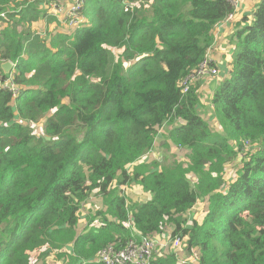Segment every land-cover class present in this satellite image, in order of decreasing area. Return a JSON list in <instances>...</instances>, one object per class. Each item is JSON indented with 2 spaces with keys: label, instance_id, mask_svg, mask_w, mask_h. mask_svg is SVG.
<instances>
[{
  "label": "trees",
  "instance_id": "1",
  "mask_svg": "<svg viewBox=\"0 0 264 264\" xmlns=\"http://www.w3.org/2000/svg\"><path fill=\"white\" fill-rule=\"evenodd\" d=\"M51 1L0 0V60L17 87L0 71V264H103L104 248L154 236L167 244L154 264H264V0L235 22L230 61L209 60L217 74L186 92L230 0H83L84 21L61 32ZM205 81L218 129L200 111ZM158 136L184 156L143 160ZM130 184L149 198L132 200ZM92 195L104 207L79 231Z\"/></svg>",
  "mask_w": 264,
  "mask_h": 264
},
{
  "label": "built area",
  "instance_id": "2",
  "mask_svg": "<svg viewBox=\"0 0 264 264\" xmlns=\"http://www.w3.org/2000/svg\"><path fill=\"white\" fill-rule=\"evenodd\" d=\"M230 1L234 10H236L238 8L237 1ZM82 3L83 0H70L66 4L51 1L46 5V9L48 8L47 12L53 14L65 27L73 28L83 22ZM126 9L127 7L125 6ZM232 17L233 13H230L227 18L231 19ZM208 61V58L205 57L198 68L183 79L181 82L182 92H186L189 83L197 80L202 75L217 74L216 70H212L209 67ZM2 85L8 87L12 93H16L17 91V87L9 79L4 80ZM179 243V238H174L170 247L176 249ZM166 246V243L161 245L156 239L142 237L140 242L129 240L127 246L122 250H116L111 246L104 248L98 255V261H101L103 264H154L152 260L163 256L164 254L161 251L165 250ZM190 263H195L194 258L190 259Z\"/></svg>",
  "mask_w": 264,
  "mask_h": 264
},
{
  "label": "rangeland",
  "instance_id": "3",
  "mask_svg": "<svg viewBox=\"0 0 264 264\" xmlns=\"http://www.w3.org/2000/svg\"><path fill=\"white\" fill-rule=\"evenodd\" d=\"M236 1L238 3L239 0H236ZM56 2H59V1H56ZM238 6H239V4H238ZM62 7H63V5H62ZM45 8H46V6H45ZM47 10H48V8H47ZM228 20H232V19H228ZM83 21H84V17H83ZM43 22H44V18L39 19V24H43ZM57 23H58V29H60V30H58L59 32H61V31H72L75 28V27L66 28L65 25L62 24L60 21H57ZM2 24L3 23H1V25ZM217 29H218V26L214 30V35H215V44H214V46H216V45L219 46L220 40L222 42H224L222 45H220V48L218 49L219 50V55L218 56L220 58L221 55H223V54L226 55V54L229 53L228 49L230 51V47H229L230 43H229V39L228 38L225 41L222 40V36L218 33ZM114 52L118 53V52H120V50L115 49ZM221 72H223V68H221ZM200 105H202L204 107L203 109H200L201 113L204 115V117L206 119H209L210 124L214 128L218 129L219 126H218L216 120L214 118H210L211 105L208 102V97L206 98V96H203L201 98V104ZM43 121H44V117H39L38 120H36L35 122L32 123V129H33V133L34 134L41 135L43 133V128H42ZM162 141H164L163 138L158 136L157 139H156L155 146L153 147V149L150 152V153L153 152L152 153L153 156H155L159 161H164V160H167V159H171L172 157H175V156H178V157L184 156L183 155V153H184L183 150L176 149V147H174L171 143H170V147L166 148V147H164V145H161ZM246 149L247 148H245V150ZM166 157H168V158H166ZM164 158H166V159H164ZM146 159H153V158L152 157L151 158L148 157V153H147V154H145L143 156V160H146ZM235 163H230V164L226 165V171H227L226 180L227 181L229 180L228 177H233L234 172L238 168V166ZM189 179H190V181H193V177L192 176H189ZM123 190H124V193L128 197H130L132 200L134 198H138V195H140L142 193V191H140V188L137 185H134V184H130V185L124 187ZM204 205H205V203H204L203 200L198 201V203L193 207L194 209H192L188 213L189 221H191L193 218H199V219L201 218V216H202V214L204 212V210H203ZM103 207H104V203H103L102 197L97 196V195L89 196V198L83 204V207H82V210H81V215H80V219H79V222H78V230L80 231V228H82L83 225L85 224L86 217H87V215H90L89 214L90 211H91V214H93L96 210L102 209ZM153 239H155V237H153ZM164 239L169 240L168 237H165ZM170 249L172 250L171 247H170ZM163 251H164L163 254L167 253L166 249L163 250ZM174 251L176 252L177 259L179 261L185 259L184 258L185 257V255H184V246L182 245V241L179 243L178 247ZM55 264H60V263L55 262Z\"/></svg>",
  "mask_w": 264,
  "mask_h": 264
},
{
  "label": "crops",
  "instance_id": "4",
  "mask_svg": "<svg viewBox=\"0 0 264 264\" xmlns=\"http://www.w3.org/2000/svg\"><path fill=\"white\" fill-rule=\"evenodd\" d=\"M259 0H239L237 4H239L238 8L236 9V13L234 14L232 20H223L221 21L217 26H218V33L222 36V40L225 41L227 38L229 39V43L231 42L230 41V37H231V33L232 31L234 30V24L235 22L237 21V19H240L242 18L243 16H246L247 19L249 20L251 18V11L253 10L254 8V5L256 2H258ZM59 2H61L62 4H66L67 2H70V0H59ZM216 26V27H217ZM46 27V22L44 21V24L42 25V28H45ZM55 27V28H54ZM215 27V28H216ZM48 28L49 29H57V30H60L58 29V24H57V21L56 19H54L52 22H50L48 24ZM214 28V30H215ZM214 40H215V35H214ZM224 42H222L220 40V44L219 46H214L210 49V51H207V55H208V60L210 61H217L219 59V48H220V45H222ZM215 44V43H214ZM230 49L232 48V45L230 44ZM228 54H226V59L228 61H230V51L228 49ZM221 59V58H220ZM220 62H222L221 60H219ZM209 83L211 84L212 81L208 82V81H205V82H202L200 84L201 88L200 90H202L203 92V96H206L207 98V94L210 92V89L208 88V85ZM201 97V98H202ZM153 153V152H152ZM150 153L148 154V157H152V158H156L155 156H153V154ZM130 188V187H129ZM149 198V194L148 193H144L142 192L140 195H138V198H134L133 200H146ZM194 209V208H193ZM155 239H157V241L159 242V244H164V240H161L158 238V236H154Z\"/></svg>",
  "mask_w": 264,
  "mask_h": 264
},
{
  "label": "water",
  "instance_id": "5",
  "mask_svg": "<svg viewBox=\"0 0 264 264\" xmlns=\"http://www.w3.org/2000/svg\"><path fill=\"white\" fill-rule=\"evenodd\" d=\"M14 64L10 60H0V71L5 78H9ZM49 139V136H46Z\"/></svg>",
  "mask_w": 264,
  "mask_h": 264
},
{
  "label": "clouds",
  "instance_id": "6",
  "mask_svg": "<svg viewBox=\"0 0 264 264\" xmlns=\"http://www.w3.org/2000/svg\"><path fill=\"white\" fill-rule=\"evenodd\" d=\"M235 13H236V12H235ZM235 13H233V16H234ZM54 17H55V16H54ZM232 18H233V17H232ZM232 18H231V19H232ZM55 19H56V21H59L57 18H55ZM227 20H228V18H227ZM62 24H63V23H62ZM78 25H80V24H78ZM78 25H77V26H78ZM66 28H71V27H66Z\"/></svg>",
  "mask_w": 264,
  "mask_h": 264
},
{
  "label": "bare ground",
  "instance_id": "7",
  "mask_svg": "<svg viewBox=\"0 0 264 264\" xmlns=\"http://www.w3.org/2000/svg\"><path fill=\"white\" fill-rule=\"evenodd\" d=\"M139 2H141V1H139ZM51 16V15H50ZM13 43V42H12ZM24 92H25V90H24ZM18 95V94H17ZM20 126V125H19Z\"/></svg>",
  "mask_w": 264,
  "mask_h": 264
}]
</instances>
